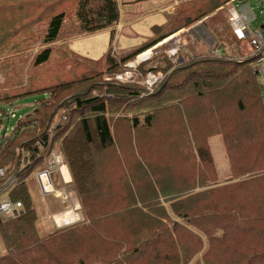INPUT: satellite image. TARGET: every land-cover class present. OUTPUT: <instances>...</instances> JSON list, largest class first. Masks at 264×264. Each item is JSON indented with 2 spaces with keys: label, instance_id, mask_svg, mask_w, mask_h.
Masks as SVG:
<instances>
[{
  "label": "trees",
  "instance_id": "obj_1",
  "mask_svg": "<svg viewBox=\"0 0 264 264\" xmlns=\"http://www.w3.org/2000/svg\"><path fill=\"white\" fill-rule=\"evenodd\" d=\"M230 1L176 0L125 53L91 59L50 44L24 60L25 79L10 71L0 85V185L14 181L0 198L21 201L23 211L0 217V264H264V81L252 71L254 53L216 50L238 39L224 11ZM118 20L117 0H0V54L25 48L39 22L49 43L64 21L84 33L110 28L112 39ZM196 22L212 35L213 52L184 42L180 62L150 65L166 73L151 90L140 83L142 63L128 82L104 80ZM31 96L39 98L20 104ZM213 136L227 163L220 177ZM57 148L82 217L42 231L26 179Z\"/></svg>",
  "mask_w": 264,
  "mask_h": 264
},
{
  "label": "rangeland",
  "instance_id": "obj_2",
  "mask_svg": "<svg viewBox=\"0 0 264 264\" xmlns=\"http://www.w3.org/2000/svg\"><path fill=\"white\" fill-rule=\"evenodd\" d=\"M169 2L170 0H139L135 3H132L129 2V0H117L119 9V22H121V25L115 28L112 39H110V28H105L92 33H84L78 27L73 26V24H71L69 21H64L61 32L57 38L52 42L45 43L43 38L46 31V24L45 22H39L34 26V37L27 40V46L25 48L13 45L7 49V53L3 52L0 54V85L5 83V80L8 78L7 76L11 70H13L10 73L11 76L14 75L19 79H25L29 64L24 60H30L33 54L45 45L54 44L58 46L59 44L66 42L67 47L70 50L91 59H98L108 52L118 54L133 49L151 34L150 27L153 24H161L165 22L168 16L165 15L160 8L162 5H165ZM248 2L253 6L254 16V18L249 22V27L251 30L260 29L264 34V27H261L264 25V0H248ZM224 11L226 13V7L224 8ZM190 27L191 29L185 28L184 30L177 31L174 33L175 35L172 34L174 35L173 37L165 39V42H163L161 45H158L156 48H153L151 53L149 52V56L146 60L141 62L137 61L134 68L127 67L125 63L126 68L121 73H124L126 70H130L133 73V70H135V74L130 76L125 82L133 79V77L136 75V71H138L136 67L137 64L142 63L144 64L145 70L144 73H142V80L140 81L142 84L144 74L147 71H153L151 68H149L150 65L160 66V68L161 66L164 67L166 64L165 57L171 63V59L169 57V50L171 48L179 46L178 54L180 57H182V52L187 53V50L184 46V42L186 41L190 44H194V46L199 48L201 52H213V46L215 43L210 32L207 31L200 22H196ZM223 36H225V34H223ZM21 40L22 39L19 41ZM226 43L230 44L225 48L222 43H218L216 47L218 53L232 55L233 57L237 58L251 55L254 51V48L252 47L248 38L232 41L229 39V41ZM7 59H9V61H13V63H7ZM134 60H137V56L128 62ZM177 61H180V59L178 60L177 58ZM157 71L164 72L162 69H158ZM36 98H39V96L27 97L22 99L20 104H23V106L24 104L25 106H28L27 103L35 100ZM29 109L30 108L28 107H23L21 110H18V112L27 113ZM14 121L15 119L10 120L7 123V126H12ZM209 145L216 163L219 174L218 176L220 177L227 170L223 144L218 136H213L209 140ZM162 157L167 159L168 155H162L159 157V168H163L166 164V161L162 159ZM176 160L177 159L172 158L173 163H175ZM152 166L154 168L157 167L154 165V163ZM171 168H173V166H171ZM120 173V169L114 167V172L112 175L115 178H121ZM26 181L32 202L37 212L36 225L42 231L48 230L45 228V225H49L52 218L54 220L53 215L51 216L50 214L56 213L57 211H62L63 206L59 201H54V203L50 204L51 207L49 209L43 200L44 198L42 197L36 178L33 175H30L27 177ZM71 194L72 199H74L75 197L72 192ZM76 211L79 212L77 209ZM64 213L65 212L62 211L59 214H55V219L59 224L67 221L66 214L63 215ZM173 219L178 220L177 218ZM77 220H80V218L76 219L74 217L72 222ZM2 248L3 246L0 238V252L2 251Z\"/></svg>",
  "mask_w": 264,
  "mask_h": 264
},
{
  "label": "built area",
  "instance_id": "obj_3",
  "mask_svg": "<svg viewBox=\"0 0 264 264\" xmlns=\"http://www.w3.org/2000/svg\"><path fill=\"white\" fill-rule=\"evenodd\" d=\"M226 13L228 17V24L234 33V35L238 39L248 38L252 47L254 48L255 59L252 64V71L257 74V77L260 81H264V34L260 29H250L249 22L254 18L253 16V6L249 4L248 0H231L230 3L226 6ZM175 35V34H174ZM174 35H171L167 38H171ZM166 38V39H167ZM165 39V38H164ZM156 43L151 48L147 49L151 53L153 48H156L158 45H161L165 40ZM178 47H173L169 50V57L171 59V63L175 65L180 62ZM147 50L141 52L137 55V60L127 62L126 66L134 68L137 61L141 62L148 58V53H145ZM217 53V51H215ZM218 54V53H217ZM177 57V58H176ZM135 74V70L133 73L130 70H126L124 73L116 74L114 76H104L105 81H116V82H125L129 79L130 76ZM165 72L161 71H147L143 76L142 84L146 87V89L151 90V88L158 83L160 80L164 78ZM7 112L9 113L10 118H14L15 113L12 111V108H8ZM11 131L12 128H5V132ZM50 136V135H49ZM53 172L60 173L61 180L63 183H68L69 178L64 177L66 174V166L63 162V157L61 151L57 149H53L50 154L45 159V167L37 171L34 174L36 178L39 188L43 194L54 193L53 189V180L51 178V174ZM4 175V169L0 168V177ZM14 175H12L6 182L0 185V193H5L7 188L13 183ZM23 211V205L21 201H12L5 194L0 198V217H9L14 216L13 214H20ZM55 219V215L53 216Z\"/></svg>",
  "mask_w": 264,
  "mask_h": 264
},
{
  "label": "crops",
  "instance_id": "obj_4",
  "mask_svg": "<svg viewBox=\"0 0 264 264\" xmlns=\"http://www.w3.org/2000/svg\"><path fill=\"white\" fill-rule=\"evenodd\" d=\"M175 3H176V0H170V2L169 3H167V4H165V5H162L161 6V10L164 12V14L165 15H167V16H169V14L172 12V10H173V6L175 5ZM168 19V18H167ZM166 19V20H167ZM165 20V21H166ZM164 23V22H163ZM163 23H161V24H163ZM121 25V22H119V20H118V22L116 23V25H115V28L116 27H119ZM151 28V27H150ZM263 33V32H262ZM174 34V33H173ZM169 37V36H168ZM167 38V37H166ZM165 38V39H166ZM164 39V40H165ZM163 41V40H162ZM216 49V48H215ZM125 52H127V51H124V52H121V53H125ZM119 54V53H118ZM179 59H180V61H181V57H179ZM68 177L69 179H70V175H69V173H68V170H67V168H66V174L64 175V177ZM65 177V178H66ZM51 178H52V180H53V189H54V191H56V192H54V193H50V194H43L42 192H41V194H42V197L44 198L43 200L45 201V203H46V205L49 207V209H50V207H51V205L50 204H52V203H54V201H59L61 204H62V206H63V209H62V211H64L65 213L63 214V215H65V214H71V216H70V218H72V219H70V220H67V221H65L64 223H61V224H59L57 221H56V219H54L53 220V218H52V220L50 221V224L49 225H45V228L46 229H51V228H55V227H59V226H62V225H64V224H68V223H71L72 222V220H73V218L75 217L76 219H78V218H80L81 219V217H82V214H81V212H80V210L78 209V203H77V201H76V199L74 200V199H72V194H71V190L69 189V186L67 185V183H63L62 182V180H61V175H60V173H57V172H53L52 174H51ZM72 199V200H71ZM69 202H70V204H69ZM73 202V203H72ZM76 209L79 211V212H77L76 211ZM62 211H57L56 213H52V214H50L51 216L53 215H55V214H59L60 212H62ZM77 212V213H76ZM78 213H79V215H78ZM77 214V215H76ZM79 216V217H78ZM53 221V222H52Z\"/></svg>",
  "mask_w": 264,
  "mask_h": 264
},
{
  "label": "bare ground",
  "instance_id": "obj_5",
  "mask_svg": "<svg viewBox=\"0 0 264 264\" xmlns=\"http://www.w3.org/2000/svg\"><path fill=\"white\" fill-rule=\"evenodd\" d=\"M149 52V50H147L145 53H148ZM70 216H71V214H66V217H67V219L66 220H70V219H72V218H70ZM58 219H59V217H58ZM65 220V219H64Z\"/></svg>",
  "mask_w": 264,
  "mask_h": 264
},
{
  "label": "water",
  "instance_id": "obj_6",
  "mask_svg": "<svg viewBox=\"0 0 264 264\" xmlns=\"http://www.w3.org/2000/svg\"><path fill=\"white\" fill-rule=\"evenodd\" d=\"M261 27H264V25H262ZM13 215L16 216V215H18V214L14 213Z\"/></svg>",
  "mask_w": 264,
  "mask_h": 264
}]
</instances>
